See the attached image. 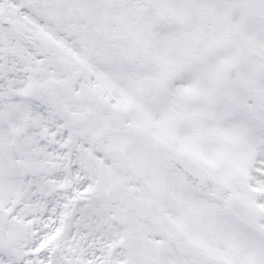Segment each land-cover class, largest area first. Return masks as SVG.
<instances>
[{"label":"snow or ice","instance_id":"snow-or-ice-1","mask_svg":"<svg viewBox=\"0 0 264 264\" xmlns=\"http://www.w3.org/2000/svg\"><path fill=\"white\" fill-rule=\"evenodd\" d=\"M0 264H264V0H0Z\"/></svg>","mask_w":264,"mask_h":264}]
</instances>
